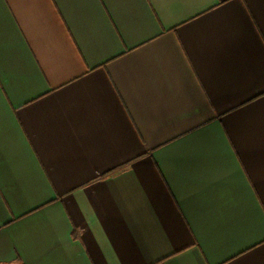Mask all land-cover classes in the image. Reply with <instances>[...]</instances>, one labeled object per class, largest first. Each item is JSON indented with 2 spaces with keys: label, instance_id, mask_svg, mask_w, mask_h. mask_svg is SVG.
I'll return each mask as SVG.
<instances>
[{
  "label": "crops",
  "instance_id": "1",
  "mask_svg": "<svg viewBox=\"0 0 264 264\" xmlns=\"http://www.w3.org/2000/svg\"><path fill=\"white\" fill-rule=\"evenodd\" d=\"M0 264H264V0H0Z\"/></svg>",
  "mask_w": 264,
  "mask_h": 264
}]
</instances>
